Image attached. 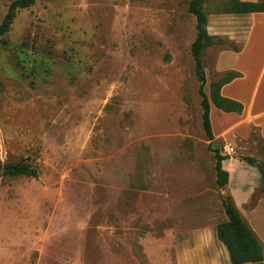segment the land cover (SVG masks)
Returning <instances> with one entry per match:
<instances>
[{"label":"rangeland","instance_id":"rangeland-1","mask_svg":"<svg viewBox=\"0 0 264 264\" xmlns=\"http://www.w3.org/2000/svg\"><path fill=\"white\" fill-rule=\"evenodd\" d=\"M13 1L0 0V24ZM190 1L35 0L16 10L0 37V162L39 175L0 172V264H230L217 234L223 199L230 188L240 205L253 188L251 204L264 195V138L258 126L243 140L214 132L213 147L232 158V185L218 187ZM230 1L203 3L214 37L202 53L208 92L246 36ZM263 37L260 22L255 66Z\"/></svg>","mask_w":264,"mask_h":264},{"label":"trees","instance_id":"trees-1","mask_svg":"<svg viewBox=\"0 0 264 264\" xmlns=\"http://www.w3.org/2000/svg\"><path fill=\"white\" fill-rule=\"evenodd\" d=\"M35 0H14L0 24V37L9 30L13 17L17 9L31 6ZM204 0H191L189 9L196 16L197 34L191 44L192 55L195 61V69L198 75L200 85L199 94L201 96V106L203 108L202 121L208 139V146L215 154L216 183L218 187H225L229 182V171L224 168L223 160L229 158V155H223L220 148L213 147L215 138L213 124L211 119V106L214 103L218 108L225 111L242 112L243 104L221 95V85L239 76V73H228L219 81H214L210 85V91L206 90L207 76L203 66L202 53L205 47L213 44L214 37L208 32V17L203 10ZM228 13L241 14L249 12H264V0H231L225 9ZM248 163L256 165L257 161L251 157H245ZM264 179V163L257 164ZM0 172L10 176L28 175L37 177L39 171L29 163L18 162H0ZM227 220L221 223L217 228V234L220 240L224 242L229 251L231 264H264V244L251 225L245 219L237 207L231 194L223 199Z\"/></svg>","mask_w":264,"mask_h":264},{"label":"crops","instance_id":"crops-1","mask_svg":"<svg viewBox=\"0 0 264 264\" xmlns=\"http://www.w3.org/2000/svg\"><path fill=\"white\" fill-rule=\"evenodd\" d=\"M238 15H243L242 22L245 21V23L247 24L246 36L244 44L241 48L232 49V51L237 54V58L235 62L231 61V68L228 70V73L237 72L239 73V76H236L232 80L224 82L221 85V95L243 104V110L242 112L225 111L221 108H218L214 103H212L211 111L214 107H217L219 111L216 115V124H218V128H215V123L212 120L213 131L215 132L217 130L218 132H220L218 133L220 136H224V133L231 132L234 139L243 140V138L246 139L249 137L252 132L253 126H258L261 128L262 136L264 138V62H260L257 66H255V63L261 56V50H248L250 44L254 40V32L259 28L260 22L264 24V12H249L241 13ZM261 43L264 45V37L261 40ZM226 51L230 50H225L224 52L220 53L219 60L221 55ZM244 52L245 60L241 62ZM219 67L220 64L218 61L217 69L219 70V72H224L222 71V69L225 68H222L220 70ZM255 67H261L260 69H258L261 70L260 73L252 72V68ZM222 78L223 77L212 80L208 85L209 91L211 83L214 81H219ZM261 89H263L262 92ZM219 122L222 123V128L219 127ZM214 134L215 138L213 142L217 139L216 133ZM227 159L232 158L229 157ZM227 159L223 160V166L229 171L230 176L227 185L231 187L233 175L231 167H227L225 165V161ZM254 190L255 189L253 188V190L245 196V200L241 205L237 199L236 194H233L232 188H230L228 193L232 195L237 207L239 208L245 219L248 221V223L251 225L253 230L256 232L259 238L264 241V195H260L259 197H257L255 203L251 204ZM241 208L245 209L244 213ZM227 260L231 264L229 252L227 253Z\"/></svg>","mask_w":264,"mask_h":264},{"label":"built area","instance_id":"built-area-1","mask_svg":"<svg viewBox=\"0 0 264 264\" xmlns=\"http://www.w3.org/2000/svg\"><path fill=\"white\" fill-rule=\"evenodd\" d=\"M234 151H235V148L233 146L229 147L228 149L229 154L234 153Z\"/></svg>","mask_w":264,"mask_h":264}]
</instances>
